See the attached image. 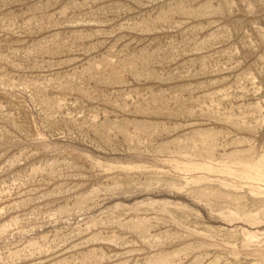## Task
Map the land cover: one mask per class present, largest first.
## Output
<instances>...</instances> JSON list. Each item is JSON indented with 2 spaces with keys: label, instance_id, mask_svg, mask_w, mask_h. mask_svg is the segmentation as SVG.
Masks as SVG:
<instances>
[{
  "label": "rangeland",
  "instance_id": "rangeland-1",
  "mask_svg": "<svg viewBox=\"0 0 264 264\" xmlns=\"http://www.w3.org/2000/svg\"><path fill=\"white\" fill-rule=\"evenodd\" d=\"M0 264H264V0H0Z\"/></svg>",
  "mask_w": 264,
  "mask_h": 264
}]
</instances>
